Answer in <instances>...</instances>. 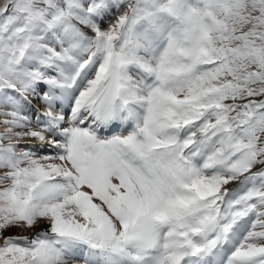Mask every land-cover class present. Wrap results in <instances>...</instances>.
Returning <instances> with one entry per match:
<instances>
[{"label":"snow or ice","instance_id":"obj_1","mask_svg":"<svg viewBox=\"0 0 264 264\" xmlns=\"http://www.w3.org/2000/svg\"><path fill=\"white\" fill-rule=\"evenodd\" d=\"M0 264H264V0H0Z\"/></svg>","mask_w":264,"mask_h":264}]
</instances>
